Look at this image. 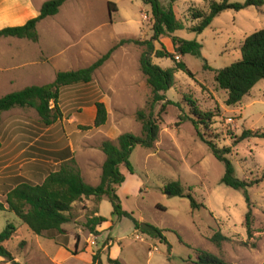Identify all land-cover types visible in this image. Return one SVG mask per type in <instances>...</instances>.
<instances>
[{
  "label": "rangeland",
  "instance_id": "1",
  "mask_svg": "<svg viewBox=\"0 0 264 264\" xmlns=\"http://www.w3.org/2000/svg\"><path fill=\"white\" fill-rule=\"evenodd\" d=\"M12 1L0 0V9L10 8L6 12L15 24L24 26L38 17L43 4L50 0H22V5L21 0ZM161 1L168 7V0ZM223 1L176 3L177 18L184 29L155 42L156 50L174 54L172 37L178 36L200 43L202 55L177 58L193 77L175 72L174 87L153 111L161 129L158 142L153 149H134L130 157L133 173L125 165L120 167L125 181L117 194L123 212L142 224L164 230L171 252L165 243L139 235L131 218L113 215V206L105 198L100 216L108 219L113 229L103 234L94 247L95 255L100 258L98 251L110 238L115 245L101 254L103 264H109V258L124 264H202L199 251L218 257L223 264H264V181L249 190L254 233L248 238L245 217L249 208L244 193L223 184L225 164L216 159L188 119H196L193 103L202 113H211L207 127H200L206 140L219 148H232L227 157L234 164L237 178H263L264 139L251 138L235 146L233 138L245 130L264 132V80L241 103L228 106V93L219 88L216 71L241 60L246 38L264 29V6L239 12L227 10L203 33L192 32L200 24L193 13H208L212 2ZM109 2L114 4L112 11ZM153 26L151 6L143 0H70L59 14L38 25L36 42L0 39V98L51 84L60 72L87 68L123 40L149 41L154 35ZM145 50V46L136 44L120 46L95 72L91 84L62 88L61 117L49 129H43L34 109L16 108L0 116V202L6 208L7 195L18 184H38L58 170L55 157L44 154L51 149L63 151L69 147L77 169L88 176L86 182L100 184L106 160L103 143L117 144L125 134L142 136L137 115L152 111L153 92L141 69ZM153 62L165 70L175 67L172 59L154 57ZM97 101L105 103L108 111V121L101 128L94 127ZM176 181L182 183L185 194L204 207L194 210L189 198L167 193L166 187ZM98 210L94 199L78 202L69 214L70 223L64 225L65 233L51 232L44 237L34 235L14 213L0 211V235L8 225L16 227L13 238L4 246L21 264H88L85 252H80V239L90 237L87 223ZM217 235L227 239L215 242ZM0 264L10 263L0 257Z\"/></svg>",
  "mask_w": 264,
  "mask_h": 264
},
{
  "label": "trees",
  "instance_id": "2",
  "mask_svg": "<svg viewBox=\"0 0 264 264\" xmlns=\"http://www.w3.org/2000/svg\"><path fill=\"white\" fill-rule=\"evenodd\" d=\"M70 0H50L43 4L38 17L29 20L24 26L8 27L0 30L1 38L27 39L33 42L38 40V25L47 18L59 14L60 9ZM145 4L151 6L154 18L153 38L149 41L123 40L114 47L107 55L97 60L91 66L75 71L60 72L56 80L44 86H32L22 91L10 93L0 98V116L16 108L34 109L40 117V124L43 129H49L61 117L59 102L62 88L89 85L93 82V76L112 56L114 51L125 44H136L145 46L146 50L141 57V69L147 78V82L153 92L152 111L149 115L140 111L137 115L138 121L142 123V136L125 134L119 137L118 143L105 141L102 145V151L106 156L103 165L101 182L98 186L88 184L80 171L77 169L76 160L71 149L68 147L63 151L50 150V157H55L58 164V170L50 173L42 182L32 184L22 182L10 191L7 195L6 204L0 202V211L8 210L14 213L20 221L25 224L36 236L44 237L45 234L57 232L64 234V225L70 223L69 214L76 203L85 199H94L100 205L108 198L113 206V215L126 216L131 218L135 224V230L141 235L165 243L171 252V245L167 241L164 230H161L150 224H142L137 221L132 214L123 212L121 200L117 194L118 187L125 181V176L121 173L120 167L125 165L130 172L133 169L130 163V157L137 146L144 149H153L159 140L160 124L154 117V108L157 103L166 100V94L175 84V72L181 71L193 77L184 62L178 61V57L192 55L201 57L202 45L197 41H187L178 36L172 37L174 54L166 49L156 50L155 42H159L162 37L169 36L184 29L183 23L177 18L175 5L180 0H168L169 5L165 7L161 0H143ZM114 4L109 2V10L112 11ZM251 6H264V0H248L246 4H231L230 0H224L222 3L212 2L208 13L195 11L194 20H200V24L193 28L192 32L203 33L208 29L213 21L227 10L237 12ZM242 58L231 66L216 71V82L220 89L228 93L227 105L235 106L242 102L245 96L264 80V29L256 31L246 38L241 47ZM172 59L175 67L172 69H163L154 64L153 58ZM207 68V65H206ZM97 110L94 121L95 128H101L108 121V111L105 103L97 101L94 103ZM165 108L163 106L162 110ZM193 115L196 119L188 118L197 130L198 137L209 146L217 160L225 164V175L223 184L242 191L248 203V213L245 217V226L248 238L253 237L254 215L251 209V198L249 190L264 181L257 179L254 181L241 180L236 177V169L232 161L227 157L231 154L232 148H219L214 142L206 140L200 132V127H207L212 118L211 113H202L193 103ZM251 138L264 139V132H254L245 130L241 136L233 138L234 145L237 146L245 140ZM2 142L0 138V150ZM166 192L171 196L189 198L194 210L201 209L204 206L190 194H185V189L180 181L173 182L166 187ZM99 213L95 211L90 217L87 226L92 234L96 232L98 226L103 225L108 220L102 216H96ZM16 233V227L8 225L7 229L0 235V257L4 258L10 264H21L4 246ZM51 238V237H50ZM52 239V238H51ZM222 235L214 237L215 242L226 240ZM182 240V239H181ZM183 242V240H182ZM199 259L202 264H223L218 257L199 251ZM109 264H123L119 260L108 259ZM92 264H101L100 258L93 256Z\"/></svg>",
  "mask_w": 264,
  "mask_h": 264
},
{
  "label": "crops",
  "instance_id": "3",
  "mask_svg": "<svg viewBox=\"0 0 264 264\" xmlns=\"http://www.w3.org/2000/svg\"><path fill=\"white\" fill-rule=\"evenodd\" d=\"M8 3H13L12 0H4ZM17 2V0H15ZM20 5H22V0L20 1ZM3 8L1 7L0 9V30L4 29V28H8V27H18L19 25L15 24V19L10 16V13L6 10H10V8L4 10L5 12H3ZM1 151V150H0ZM74 152V151H73ZM84 175V174H83ZM82 175V176H83ZM85 177V178H84ZM88 176H83L84 180L87 178ZM86 181V180H85ZM91 185V184H90ZM86 200V199H85ZM102 203V202H101ZM96 216H100V205H99V213L95 214ZM108 220V219H107ZM113 226L111 225V223H109V220L104 223L101 226H98L96 228V232L94 234L90 233V237L89 238H84L81 237L80 239V252H85L84 253V257H86L88 259V264H92L93 263V255H95V251H94V247H97L99 244V240L102 239L103 234L109 230H112ZM137 232V231H136ZM139 235H141L139 232H137ZM143 236V235H141ZM146 237V236H144ZM149 238V237H147ZM142 239V238H141ZM86 240V243L83 244V242ZM88 241V243H87ZM118 242V240H117ZM102 244V243H101ZM75 248H76V242L74 243ZM115 245V241L110 238L107 242H104L103 245L101 246V249L98 251L100 253V261L101 264H103V261L101 260V254L102 253H106L108 250H110L111 247H113ZM58 246L60 247H64L58 244ZM150 256V255H149ZM112 259V258H110ZM114 260H119L120 259H114ZM122 262V261H121ZM124 264V262H122Z\"/></svg>",
  "mask_w": 264,
  "mask_h": 264
}]
</instances>
